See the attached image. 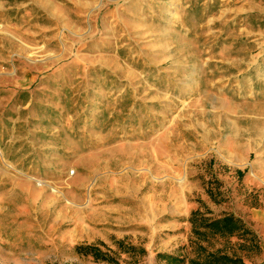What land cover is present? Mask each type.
Instances as JSON below:
<instances>
[{
	"label": "rangeland",
	"instance_id": "1",
	"mask_svg": "<svg viewBox=\"0 0 264 264\" xmlns=\"http://www.w3.org/2000/svg\"><path fill=\"white\" fill-rule=\"evenodd\" d=\"M263 178L264 0H0V264H264Z\"/></svg>",
	"mask_w": 264,
	"mask_h": 264
},
{
	"label": "trees",
	"instance_id": "2",
	"mask_svg": "<svg viewBox=\"0 0 264 264\" xmlns=\"http://www.w3.org/2000/svg\"><path fill=\"white\" fill-rule=\"evenodd\" d=\"M197 220L205 230L216 231L217 233L223 235L238 233L241 231L244 234L246 232L242 221L239 218L234 217L233 215H226L221 218L209 219L204 218L202 215H199L198 211H195L194 213H192V223L195 233L199 236H202L204 232L199 230L200 228L196 226L197 224H195V222ZM78 248L87 249L88 253H92L95 256L100 254V250L92 246H79ZM199 249L202 250V256H200V260H189V264H244L239 256L227 255L221 253L220 251L205 253V248L201 246H199ZM161 257L166 260L168 264H184V259H181L177 256L162 254Z\"/></svg>",
	"mask_w": 264,
	"mask_h": 264
},
{
	"label": "crops",
	"instance_id": "3",
	"mask_svg": "<svg viewBox=\"0 0 264 264\" xmlns=\"http://www.w3.org/2000/svg\"><path fill=\"white\" fill-rule=\"evenodd\" d=\"M262 183L264 184V178H263V180H262Z\"/></svg>",
	"mask_w": 264,
	"mask_h": 264
}]
</instances>
